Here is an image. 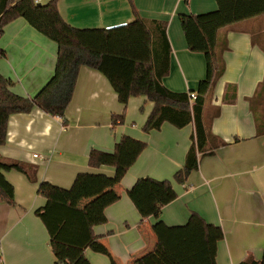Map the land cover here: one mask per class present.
<instances>
[{
  "label": "crops",
  "instance_id": "1",
  "mask_svg": "<svg viewBox=\"0 0 264 264\" xmlns=\"http://www.w3.org/2000/svg\"><path fill=\"white\" fill-rule=\"evenodd\" d=\"M51 1L36 0L42 5ZM58 8L78 29L125 26L137 16L166 22L172 52L165 86L187 93L206 77L205 56L189 51L179 18L216 11L215 0H59ZM224 37L225 72L208 108L212 116L220 109L211 127L228 145L203 158L184 185L173 177L184 166L193 124L178 129L165 123L160 130L145 133L154 103L142 96L122 105L107 78L91 68L80 69L65 119L39 108L10 117L0 157L37 166L38 173L33 182L20 172H5L15 189V203H0L4 264H55L49 233L36 215L48 198L82 210L91 234L116 264H134L139 258L145 264H176L158 246L152 228L157 220L145 218L135 199L142 178L172 182L177 199L162 210L166 225L183 226L197 213L223 229L217 264H240L249 255L263 258L264 136L258 135L249 98L264 79V15L233 26L221 34ZM0 49L5 52L0 74L13 82L16 95L33 98L53 77L57 44L25 19L5 27ZM229 85L236 88L235 101H225ZM228 91L231 97L233 90ZM122 114L125 123L113 127L112 117ZM124 136L147 144L127 173L89 165L92 150L112 153ZM86 256L91 264H112L108 256L90 249Z\"/></svg>",
  "mask_w": 264,
  "mask_h": 264
},
{
  "label": "trees",
  "instance_id": "2",
  "mask_svg": "<svg viewBox=\"0 0 264 264\" xmlns=\"http://www.w3.org/2000/svg\"><path fill=\"white\" fill-rule=\"evenodd\" d=\"M217 10L201 15H181L189 51L205 56L207 72L196 90L187 93L167 88L164 79L170 74L172 48L167 35V23L148 21L140 16L120 27L111 29H78L68 24L58 8L59 0L42 5L36 0H0V38L5 27L16 19H25L35 30L57 44L55 72L47 85L33 98L12 92L13 82L0 74V146L7 142L9 119L14 114L31 113L39 108L45 113L66 118L79 71L88 67L103 74L127 106L132 98L145 96L154 103L143 131L160 130L169 123L178 129L193 124L191 145L184 166L174 175V181L184 185L192 172L199 169L207 156L228 145L216 136L211 127L220 115H211L210 101L215 85L225 72L226 38L221 34L233 26L264 15V0H215ZM5 52L0 49V60ZM232 89L229 97L228 90ZM197 98L191 101L190 94ZM236 100L235 86H228L225 101ZM259 136H264V79L249 98ZM125 114L114 115L112 125H123ZM147 144L124 136L112 153L92 150L89 165L93 168L110 166L123 175L136 163ZM17 171L36 182L38 167L0 157V203H15L14 186L5 172ZM135 199L145 218L154 217L153 231L160 249L176 264H217L218 245L225 238L223 229L207 223L192 213L187 224L168 226L162 220V210L177 199L171 181L142 178L135 188ZM47 228L55 264H91L86 250L108 256L109 250L91 234L85 213L75 207L48 198L46 206L36 211ZM134 264H145L143 258ZM240 264H264V256L256 260L249 255Z\"/></svg>",
  "mask_w": 264,
  "mask_h": 264
},
{
  "label": "built area",
  "instance_id": "3",
  "mask_svg": "<svg viewBox=\"0 0 264 264\" xmlns=\"http://www.w3.org/2000/svg\"><path fill=\"white\" fill-rule=\"evenodd\" d=\"M196 98H197L196 93L190 94L191 101H195ZM37 157H38V155H34V158H37ZM0 264H4V260H3V249H2L1 242H0Z\"/></svg>",
  "mask_w": 264,
  "mask_h": 264
}]
</instances>
